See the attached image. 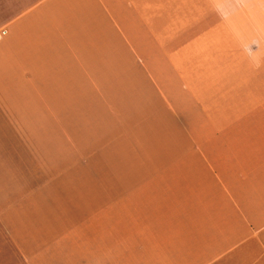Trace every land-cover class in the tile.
I'll return each mask as SVG.
<instances>
[{
    "label": "crops",
    "instance_id": "0c3cea01",
    "mask_svg": "<svg viewBox=\"0 0 264 264\" xmlns=\"http://www.w3.org/2000/svg\"><path fill=\"white\" fill-rule=\"evenodd\" d=\"M0 19V264L60 263L75 237L85 264H264L244 214L264 202V0H0ZM90 163L94 204L119 195L96 216L153 194L169 217L85 219ZM229 211L242 233L219 232Z\"/></svg>",
    "mask_w": 264,
    "mask_h": 264
},
{
    "label": "rangeland",
    "instance_id": "374dc122",
    "mask_svg": "<svg viewBox=\"0 0 264 264\" xmlns=\"http://www.w3.org/2000/svg\"><path fill=\"white\" fill-rule=\"evenodd\" d=\"M9 32V28L8 25H2L1 19H0V41L2 37H5L8 35ZM139 163V162H138ZM91 166L85 167V189L87 188H91V192H87L89 190H85V202L88 203V209H85V219L89 218L91 216L93 217H105L107 220H112L113 218H120L123 220H128L131 223H134L139 221V219L142 220H151V219H161V218H168V213L169 211L160 209V210H153L151 208L150 205H154L151 202L159 200L161 201L162 199H158V196H154L152 195H143V194H134V195H124L121 203L117 204L115 208H108V210H105V212L100 215V216H96L95 214L98 213L99 207L102 206L103 204H105L106 202H108V198L110 197V200L117 198L119 195L116 193H111L110 195H106V198L104 199V203L103 201H101L99 204H94L98 202V199L102 200L103 198L98 193V178H92L91 175H89L88 173H92L91 171V167L93 165V163H90ZM130 164V163H129ZM136 164V162H135ZM88 170H90V172H88ZM80 177V176H78ZM78 177H75V180L78 179ZM96 177V176H94ZM98 177V176H97ZM108 182H113V180H111L110 178L106 179V183ZM161 198V197H160ZM243 198L245 199V201H249L251 202V200L254 201L253 195H243ZM149 201V202H147ZM252 201V202H253ZM118 203V202H117ZM97 205L99 207H97ZM156 205H160V204H156ZM255 204L251 203L252 209L247 210L248 214L245 211V217L248 218V220H250L252 223H255V232L260 234L262 237V243L264 244V224L263 225H258L256 223L258 222H263L264 223V202L261 203V206H254ZM97 207V208H96ZM187 214L189 213V215H194L191 214L193 213V211L187 210L185 211ZM236 212H243V211H229L228 217L231 215V213H235V218L232 219L234 222V225L232 226H227V227H221L219 229V232H231V233H242L244 227H242L241 225H239L241 219H237L236 218ZM172 215L170 218H177L178 217V213H182V211H171ZM225 213H227L226 211H219V217L225 219ZM182 215V214H181ZM227 219V218H226ZM125 223H129V222H125ZM124 224V221H123ZM123 226V225H122ZM121 226V227H122ZM88 228L91 229H96V228H103L106 229V227H108L109 229L112 228V226H87ZM86 228V229H88ZM123 228V227H122ZM204 228V227H203ZM89 232H95V231H89ZM111 232V231H110ZM75 237V236H74ZM46 261L48 262V264H85V239L82 241L81 239L77 240L76 237L74 239L73 242V251H72V255L65 257L63 260L61 259V262L59 263V261L57 263H55L54 260L52 259H46Z\"/></svg>",
    "mask_w": 264,
    "mask_h": 264
}]
</instances>
